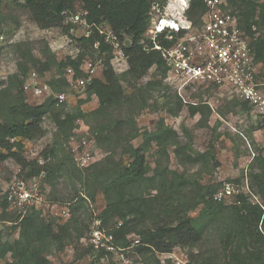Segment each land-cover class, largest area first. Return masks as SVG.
Wrapping results in <instances>:
<instances>
[{
  "label": "rangeland",
  "instance_id": "rangeland-1",
  "mask_svg": "<svg viewBox=\"0 0 264 264\" xmlns=\"http://www.w3.org/2000/svg\"><path fill=\"white\" fill-rule=\"evenodd\" d=\"M246 9L245 2L228 0V10L235 14L241 30ZM63 22L69 24L68 16ZM70 26L69 34L59 27L41 28L23 0H0V124L20 119L24 104L33 107L52 102L28 138L0 143V264H119L124 259L129 264H145L151 256H139L132 243L135 238L141 243L139 235H126L123 247L112 234L121 223H102L99 216L106 207L105 198L96 189L94 197H89L94 190L85 176L96 164L106 173L115 164H128L130 158L123 154L127 145L138 148L144 135L161 125L171 134L160 144L150 142L143 152L147 177H165V186L168 171L180 172L192 183L220 185L218 198L229 190L231 197L243 194L249 201H258L254 193L258 180L253 177L264 176V112L223 88L191 86L179 95L167 80L166 67L153 66L139 77L130 71L125 53L129 44H122L126 58L114 59L110 51L100 52L80 41L92 34V30L87 33L88 26L75 22ZM97 27L109 30L105 23ZM246 38L249 45L264 39V24ZM146 41L144 37L143 47H148ZM70 61L78 67L91 63L94 81L99 82H105L104 72L111 69L118 78V99L103 110L87 88L79 92L68 83L63 88L67 66L77 76L84 74ZM33 71L54 94L65 92L66 100L26 94L23 84ZM259 79L264 83L263 65ZM45 158L54 167L48 180L36 171ZM152 185L140 186L143 197L156 195L157 185ZM21 190L35 202L20 207L16 197ZM198 209L189 214L196 216ZM28 218L36 224L30 230L25 226ZM96 229L102 233L97 247L91 235ZM3 247L8 248L5 254ZM34 250L38 257L33 259ZM154 258L159 264H188L185 248L155 253Z\"/></svg>",
  "mask_w": 264,
  "mask_h": 264
},
{
  "label": "trees",
  "instance_id": "trees-1",
  "mask_svg": "<svg viewBox=\"0 0 264 264\" xmlns=\"http://www.w3.org/2000/svg\"><path fill=\"white\" fill-rule=\"evenodd\" d=\"M23 1L37 25L41 28L59 27L65 34H69L71 26L63 22V14L75 13L77 9L87 11L88 24L98 26L105 23L121 43L128 42L129 49L125 53L129 56L130 71L139 77L153 66L165 68L160 53L152 50L146 52L141 44L151 2L163 3L164 0ZM258 1L241 0L247 5L242 13V27L249 36H253L256 29L264 24V0L262 4ZM204 11L203 0H190L188 18L192 22L198 23ZM252 27L256 29L252 30ZM80 41L90 48L98 42L100 52L111 50L95 27L89 37ZM145 44L148 45V41ZM250 46L255 61L264 66V39ZM70 64L78 67L73 61ZM104 76L105 82L94 81L86 87L88 92L98 97L99 108L103 110L118 99L115 92L118 78L111 69H107ZM65 82L62 80L63 88H66ZM51 104L45 102L33 107L24 104L20 119L0 124V143L14 137L28 138L38 128L46 106ZM170 134L171 130L161 125L156 132L144 135V142L138 148L127 145L123 154H128V164H115L108 173L104 167L96 164L91 174L85 176L91 189L101 192L105 198L106 207L99 216L102 223H121L112 233L118 240L117 244L124 247L123 238L126 235H139L141 243L134 250L143 258L151 256L147 261L145 259V264H159L154 258L155 253H168L177 247L187 250L188 264H264V176L253 177L258 180L254 191L257 202L249 201L243 194L231 197L224 192L218 198L215 194L220 185L192 183L175 171L166 173L168 184L164 186L165 177L159 176V180L147 177L143 152L150 142L160 144ZM37 168V174L43 173L46 180L51 179L54 172L51 161L45 158V162ZM147 182L152 183V187L157 185L154 187L156 195L148 198L143 197L140 190V186ZM160 187L166 193L165 198L160 193ZM95 192L89 197L93 198ZM225 198L231 199V203L227 204ZM197 207L198 214L191 216L189 211ZM25 222L27 230L36 225L33 219L28 218ZM7 249L3 247L1 252L5 254ZM33 253V259L38 257L35 250Z\"/></svg>",
  "mask_w": 264,
  "mask_h": 264
},
{
  "label": "built area",
  "instance_id": "built-area-1",
  "mask_svg": "<svg viewBox=\"0 0 264 264\" xmlns=\"http://www.w3.org/2000/svg\"><path fill=\"white\" fill-rule=\"evenodd\" d=\"M203 3L205 11L195 24L188 18L190 0L151 2L148 24L143 35L150 46L143 47V50L160 53L168 70L167 80L172 81L179 95L191 86L223 88L232 91L243 103L264 112V83L259 79L262 64L255 61L245 31L240 29L235 14L228 10V0H203ZM63 15L64 19L68 16L70 22L88 26V34L95 27L103 42L110 47L111 56L119 60L126 58L123 43L110 28L105 32L97 25L87 23V11ZM98 45L96 42L93 47L99 50ZM78 71L84 74L77 76L76 70L67 66L64 79L80 92L81 88L94 82L95 68L91 63H86L80 65ZM23 90L36 98L52 95L60 102L67 98L65 92L54 94L34 71L24 82ZM223 192L230 194L229 190ZM16 200L20 207L28 201L35 202L24 190L18 193ZM91 235L97 247L102 233L96 229L91 231ZM132 243L133 246L140 245L138 238L132 240ZM119 264H129V261L124 259Z\"/></svg>",
  "mask_w": 264,
  "mask_h": 264
},
{
  "label": "water",
  "instance_id": "water-1",
  "mask_svg": "<svg viewBox=\"0 0 264 264\" xmlns=\"http://www.w3.org/2000/svg\"><path fill=\"white\" fill-rule=\"evenodd\" d=\"M125 44H128V42H126Z\"/></svg>",
  "mask_w": 264,
  "mask_h": 264
}]
</instances>
